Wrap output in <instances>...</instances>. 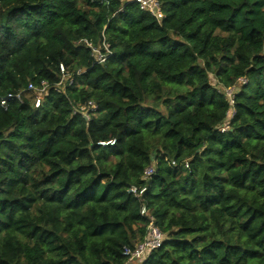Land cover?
<instances>
[{
    "label": "trees",
    "instance_id": "16d2710c",
    "mask_svg": "<svg viewBox=\"0 0 264 264\" xmlns=\"http://www.w3.org/2000/svg\"><path fill=\"white\" fill-rule=\"evenodd\" d=\"M156 2L0 0V264H264V0Z\"/></svg>",
    "mask_w": 264,
    "mask_h": 264
},
{
    "label": "built area",
    "instance_id": "2783aa9c",
    "mask_svg": "<svg viewBox=\"0 0 264 264\" xmlns=\"http://www.w3.org/2000/svg\"><path fill=\"white\" fill-rule=\"evenodd\" d=\"M128 2H134L138 5L139 9L145 12H148L157 20L162 19V14L159 9V6L156 0H127ZM86 43V42H85ZM87 46H91L90 43H86ZM110 54L109 45L104 41L101 43V46L98 48H92L91 55L94 58V63L100 64L103 63L108 55ZM60 72H63L62 66H60ZM65 78V74H62L61 81L56 85L61 86L63 80ZM70 83L72 80L69 81ZM238 82H244L243 80H239ZM48 84L46 82H40L39 85L35 86L29 83L24 91H19L17 93H9L0 98V107L6 109L9 101H21L22 95L33 94L32 102L34 108H39L41 106L43 97L47 94ZM233 89H227L224 91L226 98H232ZM96 110V106L92 101H88L85 104L78 106L74 111L79 113L85 120L89 119V116L92 112ZM221 132L225 131V128H221ZM114 141H108L106 143H99L101 146L113 145ZM154 173V166L150 164L144 171L142 175V179L147 180ZM128 193L134 195L139 198L144 189L137 191L134 187H130L127 190ZM140 215L147 220L146 232L142 242L135 244L132 248L123 247L121 255L125 258L123 264H137L145 260V258L150 254L151 251L156 250L161 247L163 242L164 235L158 229V227L154 224L152 216L147 212V210L142 207L140 209Z\"/></svg>",
    "mask_w": 264,
    "mask_h": 264
},
{
    "label": "rangeland",
    "instance_id": "374dc122",
    "mask_svg": "<svg viewBox=\"0 0 264 264\" xmlns=\"http://www.w3.org/2000/svg\"><path fill=\"white\" fill-rule=\"evenodd\" d=\"M211 84L212 85H215V82L211 79ZM238 86V85H237ZM34 96H33V94H30V98H33Z\"/></svg>",
    "mask_w": 264,
    "mask_h": 264
}]
</instances>
